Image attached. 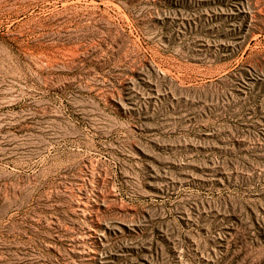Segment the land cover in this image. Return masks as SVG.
<instances>
[{"label":"rangeland","instance_id":"374dc122","mask_svg":"<svg viewBox=\"0 0 264 264\" xmlns=\"http://www.w3.org/2000/svg\"><path fill=\"white\" fill-rule=\"evenodd\" d=\"M0 264H264V0H0Z\"/></svg>","mask_w":264,"mask_h":264}]
</instances>
